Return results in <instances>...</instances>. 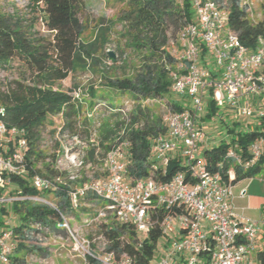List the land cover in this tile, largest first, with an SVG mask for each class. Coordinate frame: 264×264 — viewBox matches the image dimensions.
<instances>
[{
    "label": "built area",
    "instance_id": "obj_1",
    "mask_svg": "<svg viewBox=\"0 0 264 264\" xmlns=\"http://www.w3.org/2000/svg\"><path fill=\"white\" fill-rule=\"evenodd\" d=\"M226 1L191 0L193 21L169 41L175 58V64L168 67L171 92L189 98L190 103L182 102L180 110L168 108L164 113L167 135L153 140L150 151L156 163L151 166L146 179L134 183L125 179L127 116L117 133L118 139L103 157L98 156L97 131L92 133L90 142L95 146L98 163L87 160L86 141L76 134L60 131V126L55 127L54 138H49V142H58L54 168L64 175L49 178L34 174L32 185L46 191L56 190L58 184L74 182L76 184L70 185L67 191L72 208L82 205L87 194L94 195L104 204L95 208L92 215L84 217L79 225L73 224V217L58 211L56 227L66 235H51L41 244L49 246L51 239H66L70 252L81 264H135L125 253L115 259L113 252L105 251L102 235H96V224L108 223L112 218L130 223L142 239H149L150 230L158 226L152 264H255L251 252L257 244L259 230L264 232V207L258 219L237 212L232 204L233 184L207 170L197 156L198 147L206 138L197 121L209 91L219 108L232 110L245 120L264 117V41L258 37L254 49L240 42L238 34L228 27ZM239 4L251 22L261 19L255 0H239ZM202 48L204 56H201ZM78 93V90L74 92L76 98ZM158 104L164 107L162 102ZM130 108L131 103L126 101L123 113ZM4 112L0 103V205L34 201L57 210L51 201L40 196L8 193L9 177L26 173L27 140L22 130L6 126ZM98 125L96 123V127ZM176 150H181L184 155L188 176L194 181H189L184 172H176L168 181H157L152 174L157 167H165ZM248 152L250 158L244 159L235 145L228 149L227 156L235 164L248 168L264 154V136L255 139ZM233 177V171H229V180ZM180 207L183 210H178ZM154 209L163 210L159 219H152ZM32 227L48 230L40 222H35ZM12 235V228L0 231V264H7L15 249ZM30 260L32 264L36 261L51 264V259L32 257Z\"/></svg>",
    "mask_w": 264,
    "mask_h": 264
},
{
    "label": "trees",
    "instance_id": "obj_2",
    "mask_svg": "<svg viewBox=\"0 0 264 264\" xmlns=\"http://www.w3.org/2000/svg\"><path fill=\"white\" fill-rule=\"evenodd\" d=\"M118 1L125 5L121 11L122 35L127 44L137 52L140 62L132 76L112 78L106 76L104 71L101 74L103 82L113 91L123 94L122 100L116 103L101 96L93 97L95 92L90 88L89 93L93 97L90 106L74 96L77 86L74 85L67 91L55 87L56 83L67 78L70 73L85 68V58H89L91 62L93 53L108 42L107 28H98L91 41L82 39L83 28L78 14L82 0H41L43 24L51 33V38L48 39L24 29L19 18L0 11V71L6 70L17 59L30 75L27 82L0 77V103L5 108L3 120L8 128L22 130V135L27 140L24 154L26 173L24 176L9 177L8 193L37 195L51 201L57 208L55 210L47 204L34 201L11 204L15 217L12 226L15 249L7 264H32V257L50 260L51 248L41 242L51 235H66L56 227L58 211L73 217L83 209L85 215L90 216L95 208L104 204L94 195L87 194L81 201L82 205L72 208L67 191L70 185L76 184L74 182L58 184L56 190L46 191L32 185L31 177L34 174L49 178L64 175L54 168L58 142H55L51 150L42 147L45 142L43 132L54 125V117H59L60 131L76 134L87 142V160L98 163L95 159V146L90 142L92 133L97 131L98 145L102 150L100 157H103L112 142L118 139L117 133L123 128L127 116L128 125L124 133V139L128 142L125 179L134 183L146 179L151 173V166L156 163L150 150L156 137L167 135V127L163 122L164 113L168 108H182L180 100L177 102L169 97L173 93L168 67L175 64V58L167 49V44L175 33L193 21L191 0ZM225 4L228 8V27L238 34L243 45L254 49L258 37L264 41V11L260 20L251 22L245 9L240 7L239 0H227ZM102 56H107L105 50ZM201 56H204L203 48ZM110 58L115 61L114 57ZM126 101L131 103V108L124 114ZM158 102H162L164 107L154 106ZM85 105L86 108L90 107L87 116L84 112ZM224 110L215 105L209 91L201 118L208 121L218 116L223 121L221 113ZM255 119L257 121L253 128L242 129L236 122L224 120L220 141L203 148L202 163L207 170L218 173L224 181L235 184L241 179L252 178L262 169L264 154L246 169L227 156L228 149L236 145L244 159L250 158L249 145L258 137L264 136V117ZM96 123H99L97 127ZM54 133L55 128L49 130L48 137L54 138ZM229 171L234 173L230 180ZM176 172H184L187 179H190L181 150H176L169 157L167 165L157 167L152 175L157 181L165 182ZM86 204L90 206H84ZM4 212L5 207L1 206V213ZM162 212V209L152 210V219H159ZM35 222H40L48 230L33 228ZM2 223L0 221V225ZM95 229L96 235H102L106 242L105 251L113 252L115 259L125 253L133 258L135 264H152L159 236L158 226L150 230L149 239H142L130 223L117 222L112 218L108 223H97ZM256 259L259 264H264V250L256 252Z\"/></svg>",
    "mask_w": 264,
    "mask_h": 264
},
{
    "label": "rangeland",
    "instance_id": "obj_3",
    "mask_svg": "<svg viewBox=\"0 0 264 264\" xmlns=\"http://www.w3.org/2000/svg\"><path fill=\"white\" fill-rule=\"evenodd\" d=\"M258 4L257 11L261 13V18L264 11V0H255ZM41 0H0V11L6 14H11L14 17L19 18L21 26L33 32L37 36L43 38H51V33L47 30L46 26L43 24V14L41 11L42 8ZM125 5L119 2L118 0H82V4L79 10V18L83 28L82 39L84 41H91L96 33L98 28H107V39L108 42L103 46L98 48L95 53H93V59L90 62L89 58H85V68H79L77 72L70 73L67 78L55 84V87L62 91H67L72 86H77L79 91L78 98L82 101H85L86 104L90 106L93 101V97H102L108 101L119 102L122 100L123 94H119L116 91H113L103 82L102 73L105 71V75L108 77H125L132 76L133 70L139 65V56L136 51L133 50L127 44L126 39L123 37V22L121 20V11L124 9ZM195 16L193 15V18ZM172 39L176 38V33ZM167 49L171 51L172 46L170 43L167 44ZM106 51L107 56L103 57L102 52ZM111 53L115 61L111 60ZM96 59V60H94ZM0 77L6 78V80H25L26 82L30 80V75L27 70L23 68L20 64V61L14 59L10 67L6 70L0 71ZM90 88L95 92V96H90ZM128 97V95H124ZM171 99L180 100L185 104H189L190 100L187 97H180L174 94H171ZM205 104V101H204ZM160 106L159 104H154V106ZM85 105L84 112H87L90 108ZM160 108H162L160 106ZM221 109L218 110L220 113ZM223 121L218 119V116L215 119H210L208 121L199 118L197 121V126L204 129L205 136L207 141L202 142L203 148L210 147L217 144L222 138V124L226 120L227 122H236L239 128H248L253 126L256 123L255 117H252L249 120H245L243 117L237 116L232 110H224L221 113ZM217 118V119H216ZM59 117H54V125L46 128L43 132V139H45V148L51 150L55 144L49 142L48 131L58 126ZM209 137V138H208ZM205 138V140H206ZM115 142V141H114ZM112 142V143H114ZM205 143V144H204ZM203 148H200L197 156L198 159L203 162L202 154ZM102 150L100 149L98 156ZM244 182H251L253 184L249 194H252V205H258L259 203L264 204V164L262 169L255 174L252 178H245ZM243 180V179H242ZM236 182L232 188L233 192H237L240 184ZM237 185V186H236ZM236 186V187H235ZM237 207H245L248 205L246 201L234 200L233 202ZM6 212L1 213L0 205V221L3 222L0 225V231L10 230L15 223V217L11 211V205L4 206ZM246 213L249 215H257L256 212L246 210ZM85 212L83 209L79 210L77 215H73V224L79 225L82 222V219L85 217ZM102 222V221H101ZM89 232V230H87ZM49 246H51V264H81V261L70 252L68 241L66 239H51L48 241ZM31 262V260H30ZM34 264H40L35 262Z\"/></svg>",
    "mask_w": 264,
    "mask_h": 264
},
{
    "label": "crops",
    "instance_id": "obj_4",
    "mask_svg": "<svg viewBox=\"0 0 264 264\" xmlns=\"http://www.w3.org/2000/svg\"><path fill=\"white\" fill-rule=\"evenodd\" d=\"M203 115V112H201L199 118H201V116ZM226 121V120H225ZM203 128V127H202ZM209 138V137H208ZM205 142L207 141V138L206 140H204ZM205 144V143H204ZM200 148H203V145L200 144L199 147H198V151ZM246 180L245 178L242 180H239L238 183H242V181ZM252 184H253V180L251 182H243L242 184L239 185L238 187V190L237 192H233V199H232V204L235 208V210L237 212H240L242 213L243 215L247 216V217H250V218H253V219H258L260 217V214H261V210L262 208L264 207V204H258V205H252L251 203V200H252V194H249L250 190H251V187H252ZM234 186V184H233ZM237 186V185H236ZM235 186V187H236ZM238 201H246L248 202V205H246L245 207H237L233 202L234 200H237ZM246 210L248 211H254L257 213V215H249L246 213ZM259 250H264V232L263 230H259V233H258V237H257V244L254 248V250L251 252V258L253 259V261L255 262V264H259V262L257 261L256 259V252H258Z\"/></svg>",
    "mask_w": 264,
    "mask_h": 264
},
{
    "label": "water",
    "instance_id": "obj_5",
    "mask_svg": "<svg viewBox=\"0 0 264 264\" xmlns=\"http://www.w3.org/2000/svg\"><path fill=\"white\" fill-rule=\"evenodd\" d=\"M109 56H111V57H112L113 55H112L111 53H109Z\"/></svg>",
    "mask_w": 264,
    "mask_h": 264
}]
</instances>
